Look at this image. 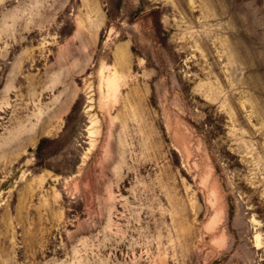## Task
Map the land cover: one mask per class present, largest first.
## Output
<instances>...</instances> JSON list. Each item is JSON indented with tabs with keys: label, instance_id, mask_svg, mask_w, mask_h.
<instances>
[{
	"label": "rangeland",
	"instance_id": "obj_1",
	"mask_svg": "<svg viewBox=\"0 0 264 264\" xmlns=\"http://www.w3.org/2000/svg\"><path fill=\"white\" fill-rule=\"evenodd\" d=\"M0 264H264V0H0Z\"/></svg>",
	"mask_w": 264,
	"mask_h": 264
},
{
	"label": "trees",
	"instance_id": "obj_2",
	"mask_svg": "<svg viewBox=\"0 0 264 264\" xmlns=\"http://www.w3.org/2000/svg\"><path fill=\"white\" fill-rule=\"evenodd\" d=\"M108 16H109V13H108ZM43 142H44V141H42V142L39 144V146H38V150L41 149V146H42Z\"/></svg>",
	"mask_w": 264,
	"mask_h": 264
}]
</instances>
